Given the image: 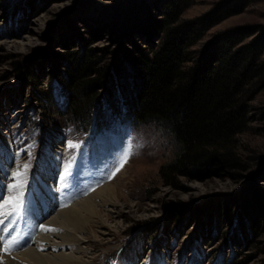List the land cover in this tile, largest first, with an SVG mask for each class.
<instances>
[{
	"label": "rangeland",
	"instance_id": "1",
	"mask_svg": "<svg viewBox=\"0 0 264 264\" xmlns=\"http://www.w3.org/2000/svg\"><path fill=\"white\" fill-rule=\"evenodd\" d=\"M166 1L0 0V252L27 248L41 229L51 233L45 252L54 250L52 240L63 243L58 229L40 223L60 216L51 191L64 193L61 204H72L114 181L120 197L100 205L99 216L76 233L80 241L58 251L72 249L85 264H264V71L246 96L245 125L233 138L232 158L199 173L167 174L180 151L169 127L160 120L130 119L123 108L111 110L105 90L96 89L91 97L87 123L65 105L59 81L65 60L83 51L93 55L98 68L117 54L149 50L158 44V33L141 30V23L159 18ZM181 2V20L211 12L202 23L206 29L190 38L196 41L186 49L185 66L209 54L226 35L238 46L264 28V0ZM126 18L138 28L125 29ZM112 72L116 87L128 85L126 66L121 77ZM49 85L52 102L37 99L35 91ZM121 144L128 149L117 166L119 158L110 151ZM81 163L97 180L91 189L78 186Z\"/></svg>",
	"mask_w": 264,
	"mask_h": 264
},
{
	"label": "trees",
	"instance_id": "2",
	"mask_svg": "<svg viewBox=\"0 0 264 264\" xmlns=\"http://www.w3.org/2000/svg\"><path fill=\"white\" fill-rule=\"evenodd\" d=\"M183 7L181 0H167L159 18L141 23V30L158 33V44L149 50L138 49L134 56L117 54L113 62L98 68L99 62L91 53L73 52L59 78L65 105L69 104L77 120L87 123L91 119L87 117L95 101L91 97L100 89L105 90L103 100L111 110L123 108L128 118L138 122H164L180 146L175 159L166 166L167 174L199 173L232 158L233 138L245 125L246 96L264 71L257 51L259 40L264 44V28L252 41L238 46L226 35L209 54L202 53L192 65L185 66L189 61L186 49L196 41L190 38L206 29L201 28L202 23L211 12L181 20ZM126 19L125 29L138 28L135 20ZM125 66L131 73L130 82L126 87L121 82L116 87V78L109 74L113 71L114 76L121 77ZM29 75L33 76L32 72ZM35 92L37 99L52 102L50 85Z\"/></svg>",
	"mask_w": 264,
	"mask_h": 264
},
{
	"label": "bare ground",
	"instance_id": "3",
	"mask_svg": "<svg viewBox=\"0 0 264 264\" xmlns=\"http://www.w3.org/2000/svg\"><path fill=\"white\" fill-rule=\"evenodd\" d=\"M113 147L115 148L116 151L111 149L110 153L113 155V152H115L114 155H115L116 159L119 158V160H118L117 163H115V162L114 163L117 166H120L121 162L123 161V159L125 157V154L127 153L128 145L127 144H125V145L121 144V145H116V146L114 145ZM80 166H81V169H82V171H81L82 175H81L80 182L78 183V186L79 187H82V186L86 187V185H88V187L91 189L90 184H93L94 182L95 183L97 182V180H95L93 177H94V175H96L98 169L101 168L102 166L100 165V162L99 163H94V166H93L94 175L93 174H88V172L86 173L87 166H83L82 163H81ZM16 178L19 179L18 175H16ZM114 183L115 182L113 181V182H110L108 184H105L103 187H101L100 189L94 191V193L90 194V196H88L87 198L82 199L81 202L76 201V202H74L72 204H68L67 200H65V203L61 204L60 203L61 200L58 197H61V198H62V196L64 197L65 196L64 193L61 192L60 193L61 196H56V194H54V191L52 190L50 194L53 195L54 203L57 204V206H60L62 208V209L59 210V212H56L55 215L60 214V216L57 215L58 216V218H57L56 216L49 215L50 216L49 219L43 221V218H42V221L40 220L41 221L40 223L43 224L44 226L50 228L51 229L50 231L58 229L55 232L59 233L58 234L60 236L59 241L61 243L62 242L63 243L60 244V243H57L56 241L52 240V242H54L53 247L56 246V248H54V250H51V251L49 250V251L45 252V250H46L45 247L46 246H43V244L46 243L45 242L46 240L50 239V234L51 233L49 235H45L47 230L45 231V233H43V232H41V230H42L41 229V230L38 231V233L36 234L35 237H33L32 239L30 238L32 241H34V243L33 244H32V242L28 243L29 245L27 244V246H28L27 248L21 249L18 252H0V264H85V262L82 259L80 260V258H77V256L75 257V255H73V250L72 249L69 248L72 252L62 251L63 249L61 251H58V249L60 250L61 246L64 245L65 243H66L65 245H67V244H69L71 242H79L80 240L76 236V233L85 231V229H87V227H89L88 223L90 221H92L93 217H98L99 216L101 210L98 207H100V205H104V204H111V203L115 202L118 197H120V193L118 192L117 189H115L116 186L114 185ZM75 186H74V188H75ZM92 197L93 198L96 197L100 201L98 203H96V202L90 200ZM93 200H95V199H93ZM7 207H9V206H7ZM6 209L8 210V208H6ZM4 215H5V212H4ZM7 215H5V216L7 217ZM61 216H62V218H61ZM10 218H11V216H10ZM20 221H21V219H20ZM1 222H3V221H1ZM22 224L24 225V223H22ZM6 225H7V223H6ZM31 228L32 227H30V229ZM6 229H8V227H6L5 230ZM15 229L17 230V228H15ZM2 230L4 231V229H2ZM25 231H23V232H25ZM32 233H33V231H32ZM32 233H30V234H32ZM20 234L21 233H19L18 235H20ZM52 235H54V234H52ZM8 236H9V234H8ZM26 236L31 237V235H27V234H26ZM5 237H7V236H5ZM5 237H3V238H5ZM23 238H24V236H23ZM22 241H25V240H22ZM25 242H27V240ZM10 243H11V240H10ZM16 243H15V245H16ZM18 243H20V242L18 241ZM46 244H48V243H46ZM3 245H5V244H3ZM7 245H8V243L6 244V247H7ZM22 245H20V247H24L25 246V245H23V246ZM34 245H36L37 247H34ZM15 248L16 247L14 246V249ZM18 248H19V246H18Z\"/></svg>",
	"mask_w": 264,
	"mask_h": 264
}]
</instances>
